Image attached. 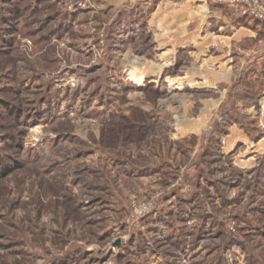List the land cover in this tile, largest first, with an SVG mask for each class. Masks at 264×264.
Listing matches in <instances>:
<instances>
[{
  "label": "rangeland",
  "instance_id": "obj_1",
  "mask_svg": "<svg viewBox=\"0 0 264 264\" xmlns=\"http://www.w3.org/2000/svg\"><path fill=\"white\" fill-rule=\"evenodd\" d=\"M120 17L0 0V264H264V37L212 87L219 45ZM232 126L255 146L227 152Z\"/></svg>",
  "mask_w": 264,
  "mask_h": 264
},
{
  "label": "crops",
  "instance_id": "obj_2",
  "mask_svg": "<svg viewBox=\"0 0 264 264\" xmlns=\"http://www.w3.org/2000/svg\"><path fill=\"white\" fill-rule=\"evenodd\" d=\"M106 2L112 10L119 11L121 15L119 23L117 21L113 27V37H141L139 32L142 34L144 32L141 29L142 25L147 24V31L151 37H183L182 44L191 42L190 37H206L205 41H198L202 48L219 45L222 53L204 56L200 61L206 82L212 87L219 81L229 80L232 76V67L225 66L221 69L230 63L223 52L226 48L233 45H241L247 49L255 45L259 47L258 41L264 37V21L235 17L227 4L216 3L214 0H157L154 6L150 5L152 0H106ZM253 53V58H250L253 65L247 67L246 72L252 71L258 75L264 72L262 44ZM242 58L246 61L249 57ZM218 62H221L220 66L215 67L214 64ZM163 67L161 64L159 69L162 70ZM261 93L260 97L263 96L264 100V90ZM246 137L242 131L232 126L226 136L227 152L237 150L242 145L250 149L254 147L255 144L247 142Z\"/></svg>",
  "mask_w": 264,
  "mask_h": 264
},
{
  "label": "built area",
  "instance_id": "obj_3",
  "mask_svg": "<svg viewBox=\"0 0 264 264\" xmlns=\"http://www.w3.org/2000/svg\"><path fill=\"white\" fill-rule=\"evenodd\" d=\"M218 3H227L235 17H247L253 20L264 21V3L260 0H214ZM262 50L264 51V39Z\"/></svg>",
  "mask_w": 264,
  "mask_h": 264
},
{
  "label": "trees",
  "instance_id": "obj_4",
  "mask_svg": "<svg viewBox=\"0 0 264 264\" xmlns=\"http://www.w3.org/2000/svg\"><path fill=\"white\" fill-rule=\"evenodd\" d=\"M12 10H13V9H12ZM19 10H20V8H17V9H16V16H17V14H20V11H19ZM257 21H258V20H257Z\"/></svg>",
  "mask_w": 264,
  "mask_h": 264
}]
</instances>
